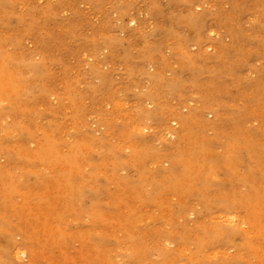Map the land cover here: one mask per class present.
Returning <instances> with one entry per match:
<instances>
[{
  "label": "rangeland",
  "instance_id": "1",
  "mask_svg": "<svg viewBox=\"0 0 264 264\" xmlns=\"http://www.w3.org/2000/svg\"><path fill=\"white\" fill-rule=\"evenodd\" d=\"M0 264H264V0H0Z\"/></svg>",
  "mask_w": 264,
  "mask_h": 264
}]
</instances>
